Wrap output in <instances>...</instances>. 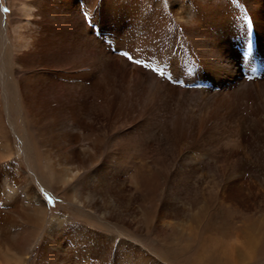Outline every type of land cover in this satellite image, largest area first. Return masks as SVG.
Segmentation results:
<instances>
[{"label":"bare ground","instance_id":"bare-ground-1","mask_svg":"<svg viewBox=\"0 0 264 264\" xmlns=\"http://www.w3.org/2000/svg\"><path fill=\"white\" fill-rule=\"evenodd\" d=\"M8 4L0 264H205L209 245L192 232L202 235L209 199L244 174L264 184V0ZM49 193L81 218L52 213ZM258 224L244 251L230 250L234 263Z\"/></svg>","mask_w":264,"mask_h":264},{"label":"rangeland","instance_id":"rangeland-1","mask_svg":"<svg viewBox=\"0 0 264 264\" xmlns=\"http://www.w3.org/2000/svg\"><path fill=\"white\" fill-rule=\"evenodd\" d=\"M9 1L10 0H1V3L4 12L7 15V19L10 21L11 8L8 4ZM11 29L12 27L10 24L9 33H11ZM9 36L11 39V34ZM10 108V118L15 124L16 129L19 130L21 128L22 116L18 112L16 103H11ZM30 124L33 125L31 122ZM27 130L34 131L31 128ZM14 139L15 138L13 137V140ZM213 176L214 175H212L211 172L206 171L202 178L205 180V183H208L207 185H209L213 180ZM232 181H235L237 186L233 194L227 195L225 192L223 194H216L207 202L204 220L205 228L203 229L202 235H198L194 228L192 233L196 238H199L198 240L203 239L207 241L209 245H207V248L210 255L205 264H264V221H261V219L264 218V184L262 182V185H260V183L254 181L253 178L252 182L247 174L239 176L238 178L236 177L235 179H232ZM63 197L65 196L58 198L52 196L50 193L46 195L45 200L49 205L50 211L52 213H68L69 216L80 219L81 212L79 209L75 205L68 203ZM192 219L194 222V215L192 216ZM255 222L260 225V227L257 226L259 241L253 245L252 251L248 257L239 262L235 261L236 263H234V260L232 261V259H230V250L232 248H239L241 251L246 249L242 241H245L243 237L245 234L244 231L249 229L247 226L252 227ZM260 223H262V225ZM114 228L117 227H109L108 232L111 234H119V232L124 233L122 230H115ZM126 236L130 235L126 234ZM148 239L150 238H146V240ZM213 245H220L223 247H220L221 253L219 256L217 252L214 253L215 249L218 251V248H214ZM151 247L155 257L157 259L160 258L162 249L155 246ZM190 254L192 255V250L190 251ZM170 257L169 254H165L164 259L173 261L170 260ZM194 259V257L188 256L185 259L177 261H179V264H191ZM192 264L195 263L193 262Z\"/></svg>","mask_w":264,"mask_h":264},{"label":"snow or ice","instance_id":"snow-or-ice-1","mask_svg":"<svg viewBox=\"0 0 264 264\" xmlns=\"http://www.w3.org/2000/svg\"><path fill=\"white\" fill-rule=\"evenodd\" d=\"M129 59H131V57H129ZM137 63H139V61H136Z\"/></svg>","mask_w":264,"mask_h":264}]
</instances>
